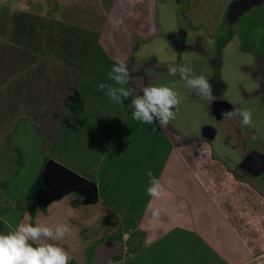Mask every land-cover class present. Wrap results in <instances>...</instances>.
<instances>
[{
  "label": "crops",
  "instance_id": "crops-1",
  "mask_svg": "<svg viewBox=\"0 0 264 264\" xmlns=\"http://www.w3.org/2000/svg\"><path fill=\"white\" fill-rule=\"evenodd\" d=\"M145 2L153 11L171 0H0V153L18 147L17 138L34 137L41 153L55 150L53 161L84 178L62 188L43 176L44 167L39 192L49 202L72 187L79 192L73 235L92 253L76 264H92L97 245L107 239L121 243L122 252L104 264H264V190L255 180L219 161L212 148L196 161L161 168L153 135H143L141 157L121 162L122 134L103 129L112 106L91 96L99 69L80 66L82 47L91 53L99 39L117 31L118 15L134 29L123 47L127 63L141 55V45L164 39L150 35L145 41L144 30L136 29ZM139 37L140 44L132 45ZM187 37L181 27L164 42L182 50L190 46ZM126 86L138 94L132 78ZM82 119L99 129H78ZM114 146L120 151L116 159ZM163 170L173 172L164 176ZM148 171L162 185L159 198L147 194Z\"/></svg>",
  "mask_w": 264,
  "mask_h": 264
},
{
  "label": "rangeland",
  "instance_id": "rangeland-1",
  "mask_svg": "<svg viewBox=\"0 0 264 264\" xmlns=\"http://www.w3.org/2000/svg\"><path fill=\"white\" fill-rule=\"evenodd\" d=\"M231 1L221 0L220 6H216L214 0H204L202 7H199L200 0H171L167 8L151 9L153 11L147 8L145 2L143 9L137 11L136 29L144 30L142 35L145 41L150 35L168 37L169 32L181 27L188 32L189 47L176 49L171 43L165 44L166 37H158L154 43L141 45V55L128 62L129 69H143L140 73L132 74V82L138 90L136 95L142 94V89L149 85L175 86L173 90L181 103L174 110L175 118L165 128H159L158 123L154 127L133 120L131 97L124 100L123 105L116 104L105 95L106 90L100 91L97 87L99 83L117 86L108 79L107 69H111L117 57L126 58L123 47L130 30H134L126 24L127 21L118 15V22L115 23L117 31H111L99 39L91 53L88 48L82 47L84 52L79 59L80 66L83 69H99L94 74V89L89 91L91 96L98 100H110L112 106L111 121L103 129L120 131L122 134L121 147L126 148L122 149L124 159L121 162H134L135 156L141 157V148L146 145L145 136L153 135L158 154L156 160L161 168L196 161L204 149L212 148L220 155L219 161L235 165L242 178L255 180L264 190V171L255 177L237 166L253 150L264 154V0L234 21L227 18ZM158 20L160 27L156 24ZM203 28L207 29L206 34ZM210 37L212 39H208ZM140 38L132 40V45L140 44ZM228 39L231 43L225 45ZM170 64L191 65L195 75H204L209 79L213 85V100L197 97L185 86L179 74L170 75L167 71ZM84 85L89 87L90 83ZM216 99L230 103L232 108L250 109L252 125L242 126L238 117H216L212 111ZM125 109L130 111L123 118L121 113ZM85 112L84 116H87L88 110ZM206 126L215 129L212 138L207 137L204 131ZM78 129L87 131L99 128L90 127L89 121L82 119ZM16 142L19 148L12 147L11 151L0 153V233L14 231L20 223L50 227L67 224L71 229L69 234L58 242H48L57 243L69 253L68 264L81 262L85 252L90 255L92 249L84 251L73 235L78 219L72 214V206L77 203L75 197L79 192L72 187L61 197L47 201L39 193L41 173L48 161L56 160L53 158L56 156L55 150L41 153L40 143L34 137L17 138ZM112 154L116 159L120 151L114 146ZM170 172L173 171L163 170L164 176H169Z\"/></svg>",
  "mask_w": 264,
  "mask_h": 264
},
{
  "label": "clouds",
  "instance_id": "clouds-1",
  "mask_svg": "<svg viewBox=\"0 0 264 264\" xmlns=\"http://www.w3.org/2000/svg\"><path fill=\"white\" fill-rule=\"evenodd\" d=\"M170 75L179 74L185 86L194 95L208 101L213 100V85L204 75H195L191 65H168ZM109 80L115 85L99 83L100 91L114 103L123 105L124 100L131 97L133 120L157 127L165 128L175 118L174 111L181 103L174 85L145 86L142 94L133 95V90L125 87L132 78L126 59L117 57L107 73ZM223 119L239 118L242 126H251L252 112L250 109L224 110L221 112ZM149 186L146 191L150 197L162 196V185L151 171L147 172ZM71 231L67 224H57L50 227L43 224L20 223L14 231L0 233V264H68L69 253L57 243Z\"/></svg>",
  "mask_w": 264,
  "mask_h": 264
},
{
  "label": "water",
  "instance_id": "water-1",
  "mask_svg": "<svg viewBox=\"0 0 264 264\" xmlns=\"http://www.w3.org/2000/svg\"><path fill=\"white\" fill-rule=\"evenodd\" d=\"M263 0H232L228 5L227 18L229 20H236L245 11L249 10L253 5L261 3ZM224 104V107H221ZM232 105L226 101L215 100L212 111L218 118H222L221 112L224 110H231ZM207 137L212 138L215 135V129L211 126H206L204 129ZM240 166L247 172L258 175L264 171V154L253 150L240 163ZM45 178L50 181L57 180L63 184L62 188H69L84 180L78 173L68 169L62 164L50 160L44 168ZM55 191L54 194H57ZM122 252L121 243L112 239H107L99 243L95 250V256L92 264H104L109 258Z\"/></svg>",
  "mask_w": 264,
  "mask_h": 264
},
{
  "label": "flooded vegetation",
  "instance_id": "flooded-vegetation-1",
  "mask_svg": "<svg viewBox=\"0 0 264 264\" xmlns=\"http://www.w3.org/2000/svg\"><path fill=\"white\" fill-rule=\"evenodd\" d=\"M231 21V20H230ZM216 100H219V99H216ZM222 101H224V100H222ZM221 107H224V104H221Z\"/></svg>",
  "mask_w": 264,
  "mask_h": 264
}]
</instances>
